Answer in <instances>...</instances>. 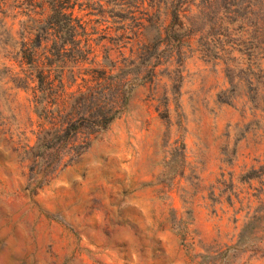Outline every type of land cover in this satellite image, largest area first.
I'll list each match as a JSON object with an SVG mask.
<instances>
[{
	"label": "rangeland",
	"instance_id": "1",
	"mask_svg": "<svg viewBox=\"0 0 264 264\" xmlns=\"http://www.w3.org/2000/svg\"><path fill=\"white\" fill-rule=\"evenodd\" d=\"M190 2L202 8L185 5L180 29L160 7L162 43L147 46L78 0L90 49L61 72L73 97L44 102L12 60L33 25L0 15V264H264V0L228 6L232 25L217 0ZM108 87L105 128L88 100L62 125L79 93Z\"/></svg>",
	"mask_w": 264,
	"mask_h": 264
},
{
	"label": "trees",
	"instance_id": "2",
	"mask_svg": "<svg viewBox=\"0 0 264 264\" xmlns=\"http://www.w3.org/2000/svg\"><path fill=\"white\" fill-rule=\"evenodd\" d=\"M77 1L78 0H0V15H2V17L6 18V14L9 11L11 13L16 12V17L26 18L25 21L21 22L22 26L26 24V22L33 25L31 31L29 30L30 32L26 33V30L22 29L20 41L14 42L16 58H12V60L17 63L19 72H41V74L38 75L30 73L29 76L25 77V81L26 83H28V81L35 82L36 79L37 84L33 89V97H37L35 94L39 93L40 99L43 100V102L47 96L60 97L61 99L72 96L67 95L65 91L61 72H72L78 64H84V54L90 49V35L87 32V24L76 18L72 13V9ZM190 1L191 0H165V2H158L157 4V0H99L96 13L100 17H103L106 22L121 24L123 28L119 30L124 32L129 30L133 37L136 38L143 37L148 46L150 44L162 43V30L158 23L160 18V7L164 6L163 9L166 8V10L170 12L173 22L178 29H180L182 24L180 20L184 17L181 15L187 10V8H184L185 5L188 4L189 9L194 5V3ZM217 1L221 7L220 12L222 13L220 21L227 19L229 25L238 23L240 19L239 13L233 10V8H228V6H236L237 4L235 3H237L238 0H231V3H229L230 0ZM145 3L148 5L147 8L153 11L145 20L148 23L147 26L144 22L137 21L134 16V13L140 8H144ZM194 6L198 9L202 8V6ZM127 21H130L131 25L129 24L126 26L127 24H125V22ZM150 30H152V36L147 34ZM32 31L36 33L33 38H31ZM177 31L178 30H170L169 33L174 35ZM2 35L5 40H2L0 45L2 49L8 53L6 41H8L7 38L11 39V35L8 36L5 32L0 36ZM81 41L86 45L85 48L79 46ZM43 43L50 44V46L47 47L43 45ZM201 47V51H204L205 57L211 53L210 50H202L204 46L201 45ZM70 48L72 49L70 52H72V58L75 62L69 66L68 61L71 60H67L66 54L69 52ZM112 67L114 68V66ZM42 72H59L56 77V88L51 86V82L53 81L50 80V77L44 76ZM115 79L114 83L120 84L123 81L121 78L115 77ZM44 86L50 87L44 88ZM111 86L112 84L110 87ZM110 87L106 90L101 89L99 92L95 93H79L74 99V103L71 105V107H73L64 118L59 116L58 109L50 110L46 108L41 101L35 104V112L39 117L49 119H56L57 116L55 117L54 114L58 113L63 125L66 123L65 121L74 114L76 109H79L81 112L84 103L88 100L93 106H99V113H97L99 120L95 123V127L100 130L105 128L109 122L115 118L113 115L110 116V118H106L109 111L114 109L116 105V98L112 95L113 88ZM78 100L82 101V104L80 106H75ZM81 115L85 119L87 113L83 110ZM89 118L92 117L89 116Z\"/></svg>",
	"mask_w": 264,
	"mask_h": 264
}]
</instances>
